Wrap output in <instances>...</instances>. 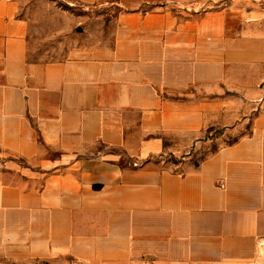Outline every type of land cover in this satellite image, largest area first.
<instances>
[{
	"label": "crops",
	"instance_id": "obj_1",
	"mask_svg": "<svg viewBox=\"0 0 264 264\" xmlns=\"http://www.w3.org/2000/svg\"><path fill=\"white\" fill-rule=\"evenodd\" d=\"M74 1L119 10L112 45L39 63L19 1L0 0V151L25 162L0 166V256L264 264V111L253 107L264 104V10ZM250 115L249 134L192 170L120 163L192 146L223 117L228 131L242 128Z\"/></svg>",
	"mask_w": 264,
	"mask_h": 264
},
{
	"label": "rangeland",
	"instance_id": "obj_2",
	"mask_svg": "<svg viewBox=\"0 0 264 264\" xmlns=\"http://www.w3.org/2000/svg\"><path fill=\"white\" fill-rule=\"evenodd\" d=\"M20 3V17L28 21L29 31V59L39 63L62 62L72 57L86 54L94 48H108L112 45L115 30V19L119 12L116 7L87 8L74 0H18ZM203 8H213L226 4L230 6L257 5L264 10V0H198ZM213 6V7H212ZM232 101L238 100V96L228 95ZM257 108L264 111V104ZM250 107V106H247ZM217 117V116H216ZM219 117V116H218ZM220 119L214 126H209L204 135L192 146L174 147L176 151L150 157L143 163H137L122 157L121 164L124 167L136 168L149 164L150 168L171 172H186L196 168L202 161L217 152L219 149L233 144L241 136L250 133L252 116H248L249 122L242 128L236 127L230 131L226 128V122ZM99 150L119 153V150H111L99 147ZM15 167L25 166V162L11 154L0 151V166ZM15 164V165H14ZM0 264H69L66 259H52L50 261H22L11 262L0 256Z\"/></svg>",
	"mask_w": 264,
	"mask_h": 264
}]
</instances>
